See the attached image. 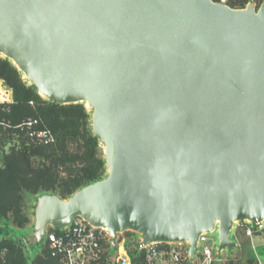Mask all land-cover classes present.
I'll return each instance as SVG.
<instances>
[{
    "label": "water",
    "instance_id": "obj_1",
    "mask_svg": "<svg viewBox=\"0 0 264 264\" xmlns=\"http://www.w3.org/2000/svg\"><path fill=\"white\" fill-rule=\"evenodd\" d=\"M0 54L38 93L92 109L107 175L37 199L28 249L78 217L116 238L189 243L264 221V4L0 0Z\"/></svg>",
    "mask_w": 264,
    "mask_h": 264
},
{
    "label": "trees",
    "instance_id": "obj_2",
    "mask_svg": "<svg viewBox=\"0 0 264 264\" xmlns=\"http://www.w3.org/2000/svg\"><path fill=\"white\" fill-rule=\"evenodd\" d=\"M0 80L13 90L14 122L41 118L57 139L53 145L36 146L23 135L0 137V232L9 236L12 227L22 229L31 223L25 208L27 197L57 194L67 199L105 178L107 166L101 142L92 131V113L84 104L43 100L26 84L18 68L1 58ZM24 247L21 241H0V252L7 249L11 264H28ZM35 264L57 262L45 250ZM230 264H258V260L250 254L245 261Z\"/></svg>",
    "mask_w": 264,
    "mask_h": 264
},
{
    "label": "built area",
    "instance_id": "obj_3",
    "mask_svg": "<svg viewBox=\"0 0 264 264\" xmlns=\"http://www.w3.org/2000/svg\"><path fill=\"white\" fill-rule=\"evenodd\" d=\"M211 1L234 10H243L254 5L256 12L264 4V0ZM14 105L13 90L0 80V137L15 138L23 135L36 146L56 143V135L41 118L30 117L15 123ZM236 226H241L244 235L251 239L264 234V221L258 224L243 221L236 223ZM214 233L218 234V230ZM208 236L209 234L201 235L193 263L190 262L189 243H150L142 245L140 249L129 248L131 242H143L142 236L135 232H126L114 238L107 228L94 226L82 217H78L64 229L49 227L45 241L50 256L57 264H214L216 254L209 245ZM0 264H11L7 249L0 252Z\"/></svg>",
    "mask_w": 264,
    "mask_h": 264
},
{
    "label": "rangeland",
    "instance_id": "obj_4",
    "mask_svg": "<svg viewBox=\"0 0 264 264\" xmlns=\"http://www.w3.org/2000/svg\"><path fill=\"white\" fill-rule=\"evenodd\" d=\"M237 6V4H234ZM1 59L8 60L3 55L0 54ZM10 61V60H9ZM13 65L14 63L10 61ZM22 73V72H21ZM23 75V80L29 87H33L36 93L43 99L47 100L43 96H41L36 88L32 86L26 77ZM87 111L92 113V109L86 103H84ZM102 146V145H101ZM103 147V146H102ZM10 145L6 146V150H9ZM104 151V148H103ZM107 175V174H106ZM38 199V198H37ZM36 197H27L26 200V213L29 215L31 219V223L26 227L19 229L14 228L10 229V235L6 236L0 232V241L4 238L12 241H21L23 243L25 256L27 258L28 264H35L37 258L42 257L44 255V251L47 250L46 241L37 246H32L28 249L26 241L29 236L34 234L35 227V208L37 204ZM1 227V222H0ZM210 238L209 245L212 246L215 256L214 264H230L231 262H237L239 260L245 261L246 256L250 254H254L258 260V264H264V234L259 236H254L252 239L248 238L243 233V228L241 226H236L231 234L232 239L237 242V247L233 250L229 251L228 249L223 250L221 253L218 251V234L212 233L208 236Z\"/></svg>",
    "mask_w": 264,
    "mask_h": 264
}]
</instances>
